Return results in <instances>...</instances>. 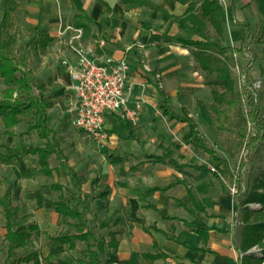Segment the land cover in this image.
Returning <instances> with one entry per match:
<instances>
[{
    "label": "crops",
    "instance_id": "1",
    "mask_svg": "<svg viewBox=\"0 0 264 264\" xmlns=\"http://www.w3.org/2000/svg\"><path fill=\"white\" fill-rule=\"evenodd\" d=\"M63 1L65 3L52 0L51 4L50 0H43L41 4H37L36 9V15L41 17L42 29H46L52 36L46 51L39 53L42 58L38 73L47 88L51 87V82H55L62 93H73L68 67L63 60L75 62L76 55L59 37L56 28L60 19L74 24L75 14L83 12L90 19L87 21V32L84 30L83 42L93 43L104 39L103 44L96 42L94 54L98 58L105 55L125 57L130 64L128 80L134 84V95L142 93L145 97L135 123L120 119L116 113L106 114L105 127L110 140L105 147L110 151L99 156L101 165L98 172H77L63 149L68 166L61 165L62 159L59 164L52 165L56 153L49 156L52 167L50 176L56 175L55 170L62 172L61 169L68 167L69 174L75 171L85 177L78 192L88 207L86 219L89 218L88 212H92L93 217L114 225L110 230L117 231V248H107V253L101 254V258L105 255L113 258L108 264H249L250 259H243L244 253L240 247L243 207L249 206L252 212L250 219L254 220L257 214L264 217L260 212L261 206H253V202L245 203V194L242 199L241 193L234 197L223 185V175L227 173L221 162L215 161L216 165L222 167L220 169V166L215 169L207 164L218 172L217 176L211 170L199 166L204 163L189 160L184 146L179 145L181 141L176 140L180 139L182 133H176L174 129L165 130L158 124L152 97L154 92L150 87L157 75L159 78L163 75L164 87L156 81L157 88L159 85L163 89L168 106L180 115L188 112L183 109V113H180L184 106L182 103L179 107L174 105L180 98L197 97L205 102L210 101L200 94L202 88L194 75L197 72L194 70L197 62L193 55L188 54L189 47L177 41L165 40L168 35L200 38L189 27L180 25L174 16H180L188 23L204 29L206 23L210 22L200 14L202 0H147L150 5L129 8L124 0H105L110 9L100 0ZM235 1V18L249 23L252 27L251 36H256L264 18V0ZM191 2H196V5L188 11L187 7ZM221 2L224 5L226 45L235 46L237 42L241 44L244 29L232 16V0ZM36 20L39 22L38 17ZM252 22L258 25L256 31ZM17 34L12 33L11 47L20 36V33ZM154 34L161 37L154 38ZM262 34L264 39V27ZM251 36L246 43L252 47L256 42L251 41ZM244 52L247 53L248 50ZM29 60L28 54V63ZM250 73L253 78L262 77L254 64L248 71L249 78ZM262 73L264 75V71ZM158 91L162 96L161 107L164 111V96L159 89ZM56 110L55 105L48 109L50 128L52 111ZM58 121L63 122L61 119ZM171 121L174 127L178 128L180 125L185 135H190L191 128L187 121L172 117ZM51 130L53 132L52 128ZM193 136L189 139L193 140ZM51 138L55 141L52 135ZM45 143L46 138L39 146H44ZM165 147L173 149L171 158L176 164L170 162L168 157L163 161H153L148 157L149 154H164ZM56 182L63 183L53 180L48 185L49 192L55 190L51 185ZM72 184L74 188L73 181ZM62 186V189H58L60 194L65 189L63 184ZM56 200L67 201L61 197ZM38 206H42V202ZM54 210V216L60 218L55 207ZM53 237L51 238L54 239ZM54 253V250L50 251L47 256Z\"/></svg>",
    "mask_w": 264,
    "mask_h": 264
},
{
    "label": "rangeland",
    "instance_id": "2",
    "mask_svg": "<svg viewBox=\"0 0 264 264\" xmlns=\"http://www.w3.org/2000/svg\"><path fill=\"white\" fill-rule=\"evenodd\" d=\"M15 1L17 5L14 10L11 11L10 20L4 27L1 35L2 37L7 36L6 28L11 34L14 33L18 35L17 33H20V36L16 38L11 48L18 60H20L24 55L25 46L29 44L28 54L30 60L28 66L32 69L34 78L41 80L38 72L40 70V60L42 57L39 53L43 52L39 44L34 41V38H38L40 30H42L41 17L36 15V9L37 4L40 2L42 3L43 0ZM58 1L64 2L63 0H55L56 3H58ZM50 3H53L52 0H50ZM11 5V0H0V24L5 10ZM61 15L64 18L63 13ZM37 17L39 22L36 20ZM63 24H65V21L60 19L56 28L57 34L60 26ZM252 25L256 31L258 26L256 22H252ZM36 27L38 29H36ZM204 29L207 33H214V29L210 23H206ZM182 33H184L183 29ZM251 37V41L254 43L256 42V44L252 47L247 46L246 50H244H248L247 53L250 54L249 57L244 51L239 49L230 48L228 50V54L231 58V72L235 80V94L230 97L228 102L220 103L217 105L216 109L211 110L213 123H209L200 113L196 104L197 97H191L189 99L180 98V100H176L174 103L176 107H179L181 103L184 105L180 113H183V109H185L195 118L200 130V135L204 137L209 146L215 149L218 155L227 159L232 173H234L236 177H239V181L245 184L246 187H251L256 176L264 169V137L254 145L250 143L251 136L255 134L256 130L254 125L247 119V111L249 110L247 91L239 71V69L249 71L250 67L254 64L255 69L261 72L260 74L264 79L262 73V71H264V53L262 52L264 50V39L262 31H259L256 36L252 35ZM239 44L240 42L235 43V47H238ZM163 45H165V43ZM227 46L230 47L232 45ZM188 54L193 55V48L189 47ZM194 70L197 71L194 75L198 78L202 88L200 92L202 98L210 100L207 103L213 102L210 85L207 83L209 78L208 75H206L205 71L201 69L197 63L194 65ZM214 76L215 73L211 75V78ZM251 77L253 79L252 73H250V78ZM158 78L159 77L150 85L154 92L152 97L155 103L154 108L158 124L160 123L165 130L174 129L176 133H182V136L179 137L180 139L176 140L179 142L181 141L179 145L184 146L191 162L200 161L204 164L212 165L215 169L218 168L220 165H216V160L202 147L199 146L197 148L195 141L189 139L190 135H185L186 133L180 125L178 128L173 126L171 117L166 114L161 107L163 100L162 96L158 94L159 91L156 84L157 81L160 86L164 87L163 75H160V78ZM50 85L51 87L47 88L46 94L51 96L54 100L53 105L58 109L52 111L50 124L53 132H51V135L55 141L59 143L61 151L62 149L64 150L63 152H65L69 160H71L72 167L77 170V172H98L101 165L99 156L107 154L110 151V149H106L105 147L110 138L108 137L107 142L102 146L98 139L74 125L72 123L74 115L72 110L75 100L74 94L58 91L60 87L57 86L55 82H51ZM4 87L5 83L2 77H0V98L3 96ZM35 92H38L37 88ZM157 96L158 98H156ZM260 105L261 112H264V86L261 90ZM118 116L120 119H124L130 123L133 122L120 115ZM33 119L31 111L21 114L19 123L14 126V133L5 135L3 133L5 127L0 118V153L8 154L9 156L11 154L9 159L0 157V198L9 190V199L13 205L18 207V217L24 214H31L24 222L26 224L30 222L39 224V227L32 232L29 244L15 248L9 253L8 241L5 238L6 226L4 209L0 202V264H86L77 261V258L81 257V250L86 248L85 241L78 240L76 247L71 249L67 244L59 243L51 238L62 232H75V228L70 226L68 222L54 216L55 210L53 202L61 197L60 190H52L49 192L47 189L49 188L48 185L53 180L62 181L65 187L63 192L67 196H71V190L74 188L70 179L68 167H63L64 169H61L62 172L55 170L56 175H46L40 169L38 155L24 153L22 151L24 147L39 145L44 141V138L38 134L37 130H28V125ZM59 119L63 122L59 123ZM55 156L53 157L54 161L51 162L52 165L60 163V158ZM23 168H29L31 176L23 175L21 173ZM220 168L222 167L220 166L219 169ZM223 176L225 178L223 182L228 186L232 181H230L229 176L225 174ZM245 191L246 188L240 192V199L244 197V194L246 195V193H244ZM38 196L42 197V206H38ZM91 213L88 212V226L97 236L108 239L109 231L114 225L108 222L107 226H103L101 219L96 216L93 217ZM53 250L55 253L51 256H47L48 252ZM34 251L39 252L40 255L33 258L30 262L17 261L19 257L26 256ZM106 258L107 255L103 256L104 260Z\"/></svg>",
    "mask_w": 264,
    "mask_h": 264
},
{
    "label": "trees",
    "instance_id": "3",
    "mask_svg": "<svg viewBox=\"0 0 264 264\" xmlns=\"http://www.w3.org/2000/svg\"><path fill=\"white\" fill-rule=\"evenodd\" d=\"M110 9L109 4L105 0H100ZM182 2H187L188 0H180ZM12 5L9 6L4 14L0 24V77H2L5 87L3 90V96L0 98V118L4 125L3 133L5 135L14 133V126L20 121V115L31 111L33 114V121L29 123L28 130L35 129L38 134L46 138V143L44 146H29L24 147L22 151L24 153H33L38 155V162L40 164V169L45 174H52V167L49 164V156L52 153L62 159L61 165L68 166L63 152L59 148V143L51 138V128L48 125V108L54 103V100L50 95L46 94L47 86L45 82L37 80L32 74V69L28 66V49L29 44L25 46L24 55L20 60L16 57L15 53L11 48L12 44V34L8 32L6 28V37H2L1 33L4 27L10 20L11 11L14 10L17 2L11 0ZM126 7L139 6V5H150L147 0H124ZM196 2H191L187 7L190 11L195 8ZM200 14L202 17L209 20L214 33H207L202 27L195 24H190L185 21L180 16H174V18L182 26H187L197 33L200 38L192 39L177 35L165 36L166 41H177L184 46L193 48V56L201 69H203L208 75L207 83L210 85L211 94L213 102L207 103L203 99H197V107L202 114V116L209 122L213 123V117L211 110L216 109L217 105L223 102H228L230 97L235 94V80L232 76L230 67V55L228 50L230 48L245 50L247 47V39L250 38L252 34V27L249 23L240 22L235 18L236 11V1L232 0L231 13L233 18L237 23H239L244 29V38L238 47L227 46L225 44V30L223 26L224 19V5L220 0H202L200 3ZM90 19L80 12L74 16V25L82 26L85 33L88 30V23ZM264 27V18L260 24V32ZM36 29H38L36 27ZM154 38H160L158 34L153 35ZM52 40V36L46 29L40 30V35L38 38H34V41L39 44L40 49L45 52L48 43ZM253 60V58H252ZM215 73V76L211 78V75ZM38 92H35V89ZM158 89L164 96V112L169 114L172 118H177L180 120L187 121L191 128L190 136H193V140L196 145L202 147L207 151L212 158L221 162L224 167V171L229 176L230 181H234L235 174L232 173L229 163L226 158L221 157L217 154L214 148L209 146L204 137L200 135L198 125L193 116L189 115L188 112L182 115L173 111L167 102V97L163 89L158 85ZM62 92V90H58ZM59 93V92H57ZM249 110L247 111V119L255 127V134L251 136L250 143L252 145L259 142L264 137V115L261 112V105L255 99L252 92L247 93ZM165 153L162 155L149 154L148 157L153 161H163L165 157L174 164L176 161L171 158L173 149L170 147H165ZM0 157L4 159H9L11 157L8 154L0 153ZM200 167L207 168L211 170L215 175L219 176L218 172L212 169L207 164H200ZM21 173L25 176H30L31 172L29 168L21 170ZM71 179L74 183V188L77 190H71V196H67L62 191L60 196L65 198L67 201L56 200L54 202V207L60 215V219L69 223L70 226L75 228V232H62L54 236L58 242L62 244H67L69 248H75L77 245V240H83L86 242V248L81 250V257L77 258L79 263L86 264H108L113 261V258H107L105 261L101 258V254L107 253V248H117L118 239L117 231H109V239L105 237H99L95 235L92 229L88 226V221L86 219V211L88 209L86 203L79 195L78 190H80L81 183L85 180V177L79 175L75 171H71ZM223 185L228 189L226 183ZM52 188L55 190L62 189V184L53 183ZM9 191V190H8ZM6 192L1 198L5 215V226L6 233L5 238L8 241V252L15 248L23 247L29 244L31 241L32 232L39 226L37 223L24 222L31 214H24L18 217V207L13 205L9 199V192ZM243 191L241 188L234 197ZM246 197L244 202H258L260 203V212L264 215V169L262 172L256 176L251 187H246ZM38 204H41L42 197L38 196ZM244 213L242 218V239H241V249L246 251L249 247L254 244L261 243L264 239V217H259L258 214L255 216L254 220H251V211L248 205L244 207ZM259 212V213H260ZM103 226H107L108 222H102ZM203 231V229H201ZM39 252H31L26 256L19 257L18 262L26 261L30 262L33 258L37 257ZM243 259H250L249 264H260L262 258L244 253Z\"/></svg>",
    "mask_w": 264,
    "mask_h": 264
},
{
    "label": "built area",
    "instance_id": "4",
    "mask_svg": "<svg viewBox=\"0 0 264 264\" xmlns=\"http://www.w3.org/2000/svg\"><path fill=\"white\" fill-rule=\"evenodd\" d=\"M83 34V27L72 23H65L58 30L59 37L76 55L75 62L63 60L68 67L70 87L75 97L72 106L74 112L72 123L98 139L103 146L109 137L105 127L106 114L116 113L135 122L143 107L145 97L142 93L134 95V84L128 80L129 61L125 57L116 58L111 55L98 58L94 54L96 42L103 44L104 39L84 43ZM246 54L250 56L249 53ZM239 71L247 93L252 92L260 103L264 79L262 77L250 79L247 70L239 69ZM262 114L264 115V112ZM240 188L244 190L246 186L239 181V177L235 176L234 181L229 183L228 190L235 195ZM251 204L261 206L258 202ZM242 253L261 257L260 264H264V239Z\"/></svg>",
    "mask_w": 264,
    "mask_h": 264
}]
</instances>
